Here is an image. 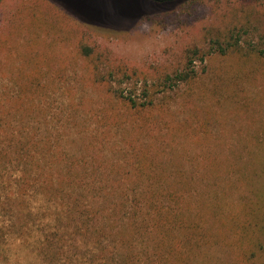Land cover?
Returning a JSON list of instances; mask_svg holds the SVG:
<instances>
[{
	"label": "rangeland",
	"instance_id": "rangeland-1",
	"mask_svg": "<svg viewBox=\"0 0 264 264\" xmlns=\"http://www.w3.org/2000/svg\"><path fill=\"white\" fill-rule=\"evenodd\" d=\"M71 3L0 0V144L13 130H38L61 159L56 177L106 206L113 192L177 196L165 201L185 223L173 263L264 264V0H186L168 11L140 3L114 17ZM238 35L239 46L218 52ZM189 67L193 77L168 88ZM27 73L49 92L27 98ZM120 95L151 105L131 110ZM31 197L40 234L55 208ZM12 240L0 263L41 264ZM144 240L138 250L156 258Z\"/></svg>",
	"mask_w": 264,
	"mask_h": 264
},
{
	"label": "trees",
	"instance_id": "trees-1",
	"mask_svg": "<svg viewBox=\"0 0 264 264\" xmlns=\"http://www.w3.org/2000/svg\"><path fill=\"white\" fill-rule=\"evenodd\" d=\"M183 2L186 0H77L71 4L82 12L114 17L124 14L127 5L143 3L160 7L165 4L164 10L168 11ZM123 4L125 6L121 7ZM240 38L238 35L237 43L229 42L226 47L220 45L218 52L226 54L229 49L239 46ZM82 52L87 57L91 56L92 48L83 47ZM191 52L196 56L199 51ZM199 57L204 61L206 54ZM188 64H193V57ZM189 68L187 72L175 75L174 79L170 78L174 83L167 80L168 88L191 79L195 70ZM36 72L39 73V68L34 70ZM34 73L29 76L27 73V80L24 75L25 80L20 83L23 93L30 91L27 98L34 93L42 96L51 88L41 75L33 77ZM120 96L131 110L138 111L151 105L149 102L139 103L131 95ZM11 135L8 144H0V256L9 259L12 251L10 241L16 238L19 241L17 250H34V261L41 264H182L183 257H178L176 263L170 257L181 253V236H175L174 232H182L184 219L176 208L167 206L165 202H177V196L162 193L160 189L149 193L135 190L113 192L108 197L110 206H106L104 202L96 201L101 199L98 195L70 191L71 186L66 182H72V177H64L61 173L56 177L54 171L61 159L56 151L53 153L49 138L41 137L38 130L26 131L25 128L13 130ZM41 155L49 161L45 162ZM77 171L75 169L74 182H82L83 178ZM31 194L41 197L46 210L55 208L51 221L44 225L40 234L35 229L39 221L33 210L26 208ZM90 199H94L96 204L89 202ZM126 207L131 211L129 219L124 222L126 212L122 214L121 211ZM103 220L109 223L105 224ZM191 227L197 230L192 224ZM139 236L151 245L156 258L150 257L145 250H138L136 240Z\"/></svg>",
	"mask_w": 264,
	"mask_h": 264
}]
</instances>
